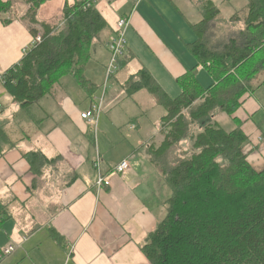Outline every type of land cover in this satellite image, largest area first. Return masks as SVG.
I'll list each match as a JSON object with an SVG mask.
<instances>
[{
	"label": "crops",
	"instance_id": "obj_1",
	"mask_svg": "<svg viewBox=\"0 0 264 264\" xmlns=\"http://www.w3.org/2000/svg\"><path fill=\"white\" fill-rule=\"evenodd\" d=\"M0 2L9 4L0 11V252L4 247L14 249L0 264H149L141 248L164 219V203L170 197L162 176L148 158V139L152 137H142L135 126L128 127L122 136L120 158L114 165H107L100 158L99 135L94 134L95 152L87 150L85 131L89 126L80 119L84 110L65 93L63 83L59 82L55 91L32 107L21 109L15 104L2 77L25 56L23 49L33 38L32 26L26 22L28 6L23 0ZM189 2L186 0L185 5ZM96 5L108 26L105 39L113 35L119 18L129 19L125 58L114 76L119 78L120 70L129 67L123 85L129 76L145 68L162 89L170 90L169 96L176 97L180 94L176 79L196 66L199 85L204 89L212 83L187 49L197 39L193 41L190 24L178 10L182 0H111L110 4L104 0ZM93 57L101 60H95L100 73L92 72L86 78L98 87L104 81L109 60L106 46L93 49ZM263 86L264 80L244 97L234 115L254 149L248 153L250 157L255 155L254 164L248 162L256 171L264 168L260 161H264V141L258 143L264 133L255 125L247 130L246 126L253 114L264 110V105L253 98ZM80 91L81 97L89 100ZM141 92L128 97L134 99ZM80 110L83 111L79 113ZM16 115L22 117L28 131L21 127L11 131ZM218 120L219 117L216 122L224 131L236 129L233 122L223 124ZM78 132L82 142L75 136ZM28 152H40L55 161L34 179L24 157ZM97 158L107 182L100 187L93 167ZM122 160H127L129 167L117 175L112 168ZM51 231L60 236L58 241Z\"/></svg>",
	"mask_w": 264,
	"mask_h": 264
},
{
	"label": "trees",
	"instance_id": "obj_2",
	"mask_svg": "<svg viewBox=\"0 0 264 264\" xmlns=\"http://www.w3.org/2000/svg\"><path fill=\"white\" fill-rule=\"evenodd\" d=\"M23 1L29 22L40 27H31L30 34H40L41 42L2 77L12 101L21 109L32 107L65 75L87 98L93 96L98 87L85 77V67L93 42L106 46L108 41L97 2H65L58 23L51 24L38 19L40 8L51 0ZM246 3L240 39L229 40L221 51L207 47L206 32L219 12L210 0H205L203 20L192 27L198 39L187 49L211 77L207 88L197 81V66L176 79L181 92L175 98L145 68L123 85L127 96L147 91L165 111L162 141L147 145L149 161L170 191L164 219L141 248L149 264H264V168L256 171L249 164L244 151L249 140L239 127L226 132L215 121L222 113L240 125L235 112L259 86L253 84V75L264 72V0ZM8 5L0 2V11ZM259 54L250 67L249 61ZM248 67L249 72L244 70ZM185 138L191 148L180 150ZM24 157L34 179L55 161L40 152ZM51 235L60 239L54 231Z\"/></svg>",
	"mask_w": 264,
	"mask_h": 264
},
{
	"label": "rangeland",
	"instance_id": "obj_3",
	"mask_svg": "<svg viewBox=\"0 0 264 264\" xmlns=\"http://www.w3.org/2000/svg\"><path fill=\"white\" fill-rule=\"evenodd\" d=\"M72 1L73 0H51L49 2H46L38 11L39 20L49 21L51 24H57L64 3L66 2L68 4H71ZM95 1L100 2L104 0H95ZM105 1L108 4L111 3V0H105ZM182 1H183V6H181L178 10L182 14V16L184 15L185 19L188 21L187 24H190L189 28L193 33L191 34L193 36V41H194L198 39V35L192 30V27L199 25L203 20L204 12H205L204 8L206 6L205 0H189L190 2L188 5L187 4L185 5L186 0H182ZM211 1L214 3L216 9L219 12L217 18L210 24L208 31L206 32V40L209 51L216 52L217 50L221 51L222 47L226 45V43L229 40L240 39L239 33L243 30V26H244L243 19L246 13L247 3L246 0H229V1L224 0V2H222V0H211ZM190 3L192 7L190 6ZM191 12H193L195 15L194 16L191 15ZM166 21L168 20L166 19ZM26 22L30 24L33 28H36L37 30L40 29L38 25H32L29 22V20H26ZM149 25L152 26L153 22L151 21ZM38 35L40 36V34ZM96 47L103 48L101 44L97 43L96 41L93 42V46L91 49V60L87 62V65L85 67V74H84L85 77L91 76L92 72L94 75L100 73V71L96 69L97 64L95 60L97 62H101V60L100 58L97 59L96 57L95 58L93 57V49H95ZM103 50L102 52L105 53V51ZM260 57H262V54L256 55L251 61H249L250 67L251 65L253 66ZM250 67L244 70L249 72ZM128 68L129 67H125L120 70V73L118 75L119 78L114 77L113 79H110L108 81L105 91L106 94L105 96H103L100 115L98 117L97 125L95 127L96 132L94 133L91 127H89L90 129L88 128V130L85 131L88 132V136L86 137L87 141H85V144L87 150H89L90 153L95 152L96 150L95 148L97 146V142L95 138L97 135L100 136V140H99L100 156H101L100 158L102 162L107 163V165H114L115 161H117L120 158L122 154L121 144L124 142L122 136L126 135L127 128L130 126H135L136 133L139 134L140 136L152 137L148 139V141H150V144L153 143L155 146H158L163 139L160 130H161V118L165 116L164 109L158 106L154 101V99L146 91L142 90L139 96H136L134 99H131L132 97L131 98L128 97L123 90V82H124L123 80L125 78L124 73L128 71ZM253 77L255 78L253 84L254 85L258 84L260 81L262 82L264 80V72L255 74L253 75ZM104 78H105V72H104ZM60 80H61L60 81L61 84L63 83V85L66 86L65 93L68 94L75 101V104L78 108H81L86 112L89 108L87 109L85 108L87 107L88 104H90V100H86V98L83 99L81 97L82 93L78 85L72 79V77L70 75H65ZM103 83L104 81L99 84L98 82H96V84H98V89L91 98L96 100L100 99L103 93ZM114 89L116 91H114ZM163 91L166 94L170 93V90L168 92L166 89H163ZM170 97L175 98L174 95H171ZM253 98L259 101L260 103H262V105H264V86L261 87V89H258L254 92ZM83 110H80L79 113H81ZM218 117H219L218 122L223 124H226V121L229 120L228 118H230L225 114H218L215 117V121ZM21 118H22L21 116H17V115L14 117L15 124L13 126V130H11L12 132L16 130L18 127H21L25 131L29 130L25 127V124L21 122ZM61 121H63V119H61ZM248 121H249V125L246 126V130L250 126L253 127L255 125L259 131H262L264 133V110H261L259 113L253 114V116H251L248 119ZM229 122H233L232 119H230ZM22 125L24 127H22ZM234 125L235 128L239 127L240 129H242V124L237 125L236 123H234ZM104 133L107 138L105 137ZM94 134H96V136ZM75 136L80 141L83 138L80 132H78V136L77 135ZM261 139L262 140L258 142L259 144H262V142L264 141V134L262 135ZM178 147L180 150H189L191 148L190 139L185 138L179 143ZM252 150L254 149L248 142V145L245 146L244 151L245 153H249ZM255 151L258 152L257 150ZM96 156H93L92 159H95ZM254 157L255 155L251 157L248 156V160L252 164H254L253 163ZM259 158L260 157L258 156V159ZM260 161L264 163L262 158ZM260 168H263V166H260ZM6 248L7 247L2 248L1 251H3Z\"/></svg>",
	"mask_w": 264,
	"mask_h": 264
},
{
	"label": "built area",
	"instance_id": "obj_4",
	"mask_svg": "<svg viewBox=\"0 0 264 264\" xmlns=\"http://www.w3.org/2000/svg\"><path fill=\"white\" fill-rule=\"evenodd\" d=\"M129 27V19L127 17H121L116 22V30L112 36L108 38L107 41V51L109 53V61L105 68V78L103 83V93L100 99L96 100L93 98H89L90 107L89 109L80 114V119L85 121L89 127H91L96 132V125L98 121V117L101 111V103L103 101L104 92L106 91V86L108 81L112 79L119 69V63L121 60L125 58V53L127 49V42L125 33L127 28ZM41 42L40 36L33 37L30 45L23 49V53L26 55L30 49ZM100 160L97 158L93 163L94 169L98 172L97 186L100 187L103 184H107L105 176L101 174L99 171ZM129 167L127 160H122L116 166L112 168V172L119 175L124 173ZM13 247H7L3 251L0 252V262L9 254L13 252Z\"/></svg>",
	"mask_w": 264,
	"mask_h": 264
}]
</instances>
